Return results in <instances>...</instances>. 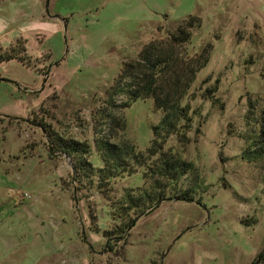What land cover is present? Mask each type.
<instances>
[{
  "label": "rangeland",
  "instance_id": "obj_1",
  "mask_svg": "<svg viewBox=\"0 0 264 264\" xmlns=\"http://www.w3.org/2000/svg\"><path fill=\"white\" fill-rule=\"evenodd\" d=\"M190 16L201 27L189 52L212 48L189 97L199 133L183 151L202 191L145 210L125 241L107 242L116 225L107 206L140 188L141 173L115 180L105 198L85 189L75 200L69 161L50 159L35 122L146 151L161 111L146 100L121 112L124 99L111 106L105 93L123 63ZM9 49L18 58L0 61V167L5 192L32 215L14 227L23 242L3 264H252L264 249V163L249 166L241 153L264 133V0H0V56Z\"/></svg>",
  "mask_w": 264,
  "mask_h": 264
},
{
  "label": "trees",
  "instance_id": "obj_2",
  "mask_svg": "<svg viewBox=\"0 0 264 264\" xmlns=\"http://www.w3.org/2000/svg\"><path fill=\"white\" fill-rule=\"evenodd\" d=\"M200 27V19L190 16L168 29L164 37L145 44L134 60L122 64L113 85L105 93L107 104L114 103L118 97L124 99L119 106L121 112L137 101L146 100H152L155 108L161 111V119L152 127V140L146 151L127 141L115 144L109 136L81 143L64 138L49 124L42 123L43 119L35 122L46 140V154L50 159L64 157L69 161L74 172L75 200H78L76 196L82 198L85 189H95L105 198L109 185L115 180L141 173L143 185L140 188L126 191L107 206L111 220L116 223L115 230L103 234L107 242L118 240L114 244H119L125 241L124 237L133 229L137 219L143 217L145 210L154 211L166 201L193 203L194 197L202 191L198 168L185 159L189 135L193 131L199 133L197 121L202 117V113L190 105L189 97L197 75L210 60L212 50L207 45L197 53L189 52L187 47L191 43L192 31ZM12 49L0 56V61L18 58ZM260 121L257 126L262 129L263 119ZM111 123L118 126L119 121L114 118ZM235 133V127H228L230 138L236 137ZM252 133L254 135V130ZM263 136L259 130L255 137L250 136L251 145L248 143L241 153V159L249 166L264 163ZM187 179L194 185L184 188ZM111 233L118 237H108L107 234ZM252 264H264V249Z\"/></svg>",
  "mask_w": 264,
  "mask_h": 264
},
{
  "label": "crops",
  "instance_id": "obj_3",
  "mask_svg": "<svg viewBox=\"0 0 264 264\" xmlns=\"http://www.w3.org/2000/svg\"><path fill=\"white\" fill-rule=\"evenodd\" d=\"M4 181L3 169L0 167V264H3L5 259L15 256L20 249L23 242L19 235L21 231L14 227L31 226L32 215L27 213L28 207H18L17 201L5 192ZM19 203L26 204L23 201ZM26 213L28 216L25 218ZM24 219L26 220L23 224Z\"/></svg>",
  "mask_w": 264,
  "mask_h": 264
},
{
  "label": "built area",
  "instance_id": "obj_4",
  "mask_svg": "<svg viewBox=\"0 0 264 264\" xmlns=\"http://www.w3.org/2000/svg\"><path fill=\"white\" fill-rule=\"evenodd\" d=\"M30 199H31V196L28 193H24L20 197V201H23V202L29 201Z\"/></svg>",
  "mask_w": 264,
  "mask_h": 264
}]
</instances>
